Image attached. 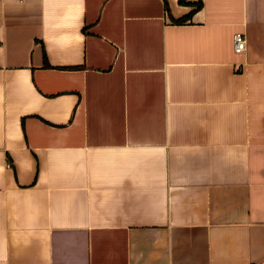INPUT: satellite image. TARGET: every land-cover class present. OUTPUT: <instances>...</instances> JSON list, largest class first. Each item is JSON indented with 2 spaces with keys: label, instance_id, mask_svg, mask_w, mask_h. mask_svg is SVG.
<instances>
[{
  "label": "crops",
  "instance_id": "1",
  "mask_svg": "<svg viewBox=\"0 0 264 264\" xmlns=\"http://www.w3.org/2000/svg\"><path fill=\"white\" fill-rule=\"evenodd\" d=\"M0 264H264V0H0Z\"/></svg>",
  "mask_w": 264,
  "mask_h": 264
},
{
  "label": "built area",
  "instance_id": "2",
  "mask_svg": "<svg viewBox=\"0 0 264 264\" xmlns=\"http://www.w3.org/2000/svg\"><path fill=\"white\" fill-rule=\"evenodd\" d=\"M233 50L236 52H243L246 49V37L244 33L234 32L233 33Z\"/></svg>",
  "mask_w": 264,
  "mask_h": 264
},
{
  "label": "trees",
  "instance_id": "3",
  "mask_svg": "<svg viewBox=\"0 0 264 264\" xmlns=\"http://www.w3.org/2000/svg\"><path fill=\"white\" fill-rule=\"evenodd\" d=\"M185 16H186V15H185ZM185 16H184V17H185ZM184 17L179 18L178 21H184V19H185Z\"/></svg>",
  "mask_w": 264,
  "mask_h": 264
}]
</instances>
